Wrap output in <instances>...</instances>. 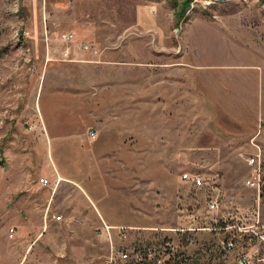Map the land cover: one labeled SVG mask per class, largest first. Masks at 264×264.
Listing matches in <instances>:
<instances>
[{"label": "rangeland", "instance_id": "374dc122", "mask_svg": "<svg viewBox=\"0 0 264 264\" xmlns=\"http://www.w3.org/2000/svg\"><path fill=\"white\" fill-rule=\"evenodd\" d=\"M68 33L71 44L61 41ZM171 67L180 70L174 76L182 96L197 94L198 102L175 114L205 121H147L156 84ZM200 77L211 79V104L207 91V104L199 103ZM242 90L251 91L232 99ZM132 113L139 121L128 124ZM108 127L131 132L128 144L146 153L112 155L102 166L84 155L82 136L94 146ZM190 131L205 139L207 153L174 155L169 147L160 154V137L172 142ZM141 133L148 140L134 137ZM83 170L94 180L114 174L103 186L113 222L127 226L141 210L152 215L137 225L155 228L136 234L144 241L167 235L176 243L177 234L162 228L185 227L188 214L197 213L194 241L179 235L183 264H240L242 256H249L246 264H264V1L0 0V264H106L102 217ZM185 172L208 183L195 188ZM173 179L179 184L170 185ZM130 194L133 206L114 208ZM212 197L218 206L209 211Z\"/></svg>", "mask_w": 264, "mask_h": 264}, {"label": "crops", "instance_id": "0c3cea01", "mask_svg": "<svg viewBox=\"0 0 264 264\" xmlns=\"http://www.w3.org/2000/svg\"><path fill=\"white\" fill-rule=\"evenodd\" d=\"M199 37L205 38V36H202V35H199ZM232 69H229L228 71H230ZM163 71H164V73H162V78L156 84V103L152 104V106L155 107V114H152V116L150 118H148L147 121L152 120V122H158V123H168V122H172V123H180V122L195 123V122H197V120H199V121L204 120L205 121L206 117H199V116H196L195 114L190 115L188 118H181L180 115L175 114V112L177 111V109H175V108L180 107L181 104L188 103V104H186L187 106L196 108L198 102L194 98V96H197V94L196 95L188 94V96H187L188 99H186L185 96H182V93L179 90V87H180L179 86L180 82H178L179 76L178 77L174 76L176 74H179L180 70L178 68L171 67V68L163 69ZM194 71L196 74H198L200 76L208 75L211 73L210 68H207V69L194 68ZM232 74H234V73H232ZM240 74H244V73H240ZM248 76L252 80V77H253L252 73H249ZM198 80L200 81L201 86L204 87V89L203 90L201 89V90L203 92V96L205 97L204 102H201V99H200L199 103H201L202 105L207 104V99H206L207 94H208V93L206 94V91H207V92H209L208 100H209V103L211 104L212 102H210V101H211V98L213 96V93H212V90L210 87L212 84L211 79H209V77L208 78L207 77H205V78L200 77V78H198ZM246 80H247L246 78H241L240 80L238 79V82H239V84H241L243 86V84H246ZM249 91H251V90H249ZM249 91H247L246 94L249 95ZM185 92L187 93V91H185ZM202 92L199 90V94H201ZM246 94H245V90L244 91L242 90L241 92H237L236 96L234 98L232 97V99H235L236 102H239L241 100V95H243L242 97H245ZM189 96L192 98L190 99ZM143 105L149 106L150 104H143ZM83 106H85L84 107L86 110L85 114L88 118V115H90V113H89L90 111L88 109L90 107L87 105H83ZM217 106H220V104H218ZM137 121H139V119L137 118V114L132 113L130 115L125 116V122L128 124H132L133 122H137ZM141 121H144V119H142ZM90 123H91V121L89 120V122L85 125V127L87 125H89ZM130 128L131 127H129V129ZM172 129L178 130V131L179 130H186L184 127H180V126H176V127L174 126L173 128H171V130ZM179 133L180 132H178L176 134H179ZM80 134L82 135V132ZM132 137L133 136H132L131 132L126 133V134L118 133L114 130V128L108 127V128H103L102 130H100L99 140H98L99 142H96L94 144V146L84 145L85 141H86L85 136H82V138H81L82 142H79V145H81L82 148L88 149L83 153L84 155L85 154L95 155L96 161H98L100 163V166H102L105 163L108 164L109 161H111L112 158L110 156H112V155L125 154L126 156L129 155L132 157L133 154L137 155V154L143 153V151L145 149L144 150H141L139 148L136 149L132 145L133 142H130L128 144V139L132 138ZM134 137H136L137 139L141 138V139L148 140V138L145 137L144 133H141L140 135H135ZM149 138H151V137H149ZM157 146L159 147V152L162 155H164L168 152L167 149L169 147L173 148L172 153L174 155L205 154V153H207L206 149L209 147L208 144L206 143L205 139H203L202 137H199L196 132L191 133V131L189 132V135L187 137L174 135L172 137V142H170V139L168 136H162V140H161V137L157 140ZM145 153H146V150H145ZM86 162H87V160L84 161V163H86ZM130 162L131 161H129V163ZM121 164L124 167L126 165V160L123 161L121 159ZM91 175L95 176V174H91ZM91 175L86 174L83 170V178L86 181L87 186L89 187V189L92 192L93 197H92L91 201L96 208V212L99 214L100 217H102L104 219V221H107L108 224L125 225L123 223H118L116 221L113 222V216H111L110 213L107 211L108 207L106 206V204H109L111 202L109 199L111 192H110V190L109 191L103 190V186L107 185L106 180L114 174L109 173V175H105L104 173H101V174L99 173L97 176V178H98L97 180L92 179ZM89 179H92L94 183H96V181H99L98 186L96 185L94 187V190L91 189V186L94 183H91V180H89ZM164 180H168V176H165ZM169 181H171V180H169ZM172 182H173V184L171 182L169 184L170 185H176V184L178 185L179 184L178 180L175 181L173 179ZM83 190L85 191L84 188H83ZM106 193L108 194V200L106 197H104V195ZM116 194L118 195L117 192H116ZM101 195H102V198H101ZM126 203H128L129 206H133L131 194H130V198L128 200H125V199L123 200V204H120V203H118L117 205H115V203H112V204H113L115 209H120L122 206H125ZM97 206L99 207V209H97L98 208ZM140 213L142 216H139L138 214H136L137 217L132 218V220H130L131 223H130V221L127 222L126 224H129L127 226H137L139 224H145V223H138L142 219L143 216H146L148 218H152V215L145 214L146 211L141 210ZM154 213L158 217H160L161 214H163L162 212L161 213L160 212H154ZM115 219H117V218H115ZM140 226H142V225H140Z\"/></svg>", "mask_w": 264, "mask_h": 264}, {"label": "built area", "instance_id": "2783aa9c", "mask_svg": "<svg viewBox=\"0 0 264 264\" xmlns=\"http://www.w3.org/2000/svg\"><path fill=\"white\" fill-rule=\"evenodd\" d=\"M73 39L74 37L71 33L61 35V41L63 43L71 44ZM82 47L85 49L88 48L85 44H82ZM89 135L95 137L96 133L90 130ZM254 172H257V169ZM181 177L189 181L195 188L203 187L208 183L204 176H201V174L197 172H185ZM254 177L253 175L252 178L248 179L247 183L252 186L257 184ZM216 179L217 176L212 175L211 178H209L210 183L216 182ZM217 200V197L208 199L207 209L209 211L217 209ZM61 217V215L53 216L56 220H61ZM188 217L189 224L185 227L162 228V230L173 231L177 234L176 243L167 235L160 236L155 240L144 241L141 236L136 237V234L140 230L153 231L155 228L111 225L100 218L98 232L104 237V240L109 246L106 264H178L180 254V232H183L185 242L191 244L194 241L193 233L201 229V227L198 226L199 216L197 213L188 214ZM13 232V229H11L10 233ZM132 236H135V238L130 240ZM229 245H232V243L229 242ZM248 257L242 256L239 259V263L246 264Z\"/></svg>", "mask_w": 264, "mask_h": 264}, {"label": "trees", "instance_id": "16d2710c", "mask_svg": "<svg viewBox=\"0 0 264 264\" xmlns=\"http://www.w3.org/2000/svg\"><path fill=\"white\" fill-rule=\"evenodd\" d=\"M260 195H261V197H262V200L264 201V188L262 187L261 188V193H260ZM180 255L181 254H179V261H178V264H183V260H184V257H182V258H180Z\"/></svg>", "mask_w": 264, "mask_h": 264}, {"label": "water", "instance_id": "95a60500", "mask_svg": "<svg viewBox=\"0 0 264 264\" xmlns=\"http://www.w3.org/2000/svg\"><path fill=\"white\" fill-rule=\"evenodd\" d=\"M215 1H217V2H224V1H227V0H215Z\"/></svg>", "mask_w": 264, "mask_h": 264}, {"label": "bare ground", "instance_id": "6f19581e", "mask_svg": "<svg viewBox=\"0 0 264 264\" xmlns=\"http://www.w3.org/2000/svg\"><path fill=\"white\" fill-rule=\"evenodd\" d=\"M59 180H60V177H59Z\"/></svg>", "mask_w": 264, "mask_h": 264}]
</instances>
